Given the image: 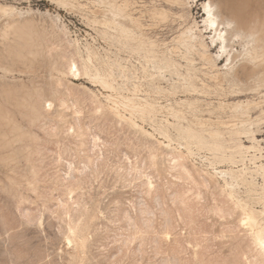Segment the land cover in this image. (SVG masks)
I'll list each match as a JSON object with an SVG mask.
<instances>
[{
  "label": "rangeland",
  "instance_id": "rangeland-1",
  "mask_svg": "<svg viewBox=\"0 0 264 264\" xmlns=\"http://www.w3.org/2000/svg\"><path fill=\"white\" fill-rule=\"evenodd\" d=\"M189 1L192 17L160 22L151 14L158 0H134L146 24L141 45L109 25L99 0H0V29L33 22L47 55L31 70L20 68L0 31V115L11 114L26 131L0 150V158L26 153L0 160V264H264L223 182L178 131L212 110L229 118L231 104L257 106L252 124L240 125L257 141L240 134L228 144L237 163L218 168L260 183L264 87L232 97L224 82V93L215 78L228 73L229 62L220 57L212 67L178 43L194 17L203 26L205 0ZM251 3L264 16V0ZM200 29L213 56L221 55L213 34ZM39 91L49 102L32 124L13 97L32 93L39 101ZM176 156L184 168L174 165Z\"/></svg>",
  "mask_w": 264,
  "mask_h": 264
},
{
  "label": "bare ground",
  "instance_id": "bare-ground-1",
  "mask_svg": "<svg viewBox=\"0 0 264 264\" xmlns=\"http://www.w3.org/2000/svg\"><path fill=\"white\" fill-rule=\"evenodd\" d=\"M100 1L103 5L105 3L108 6L104 5V7L106 6L108 8H105L107 12L106 10L102 11L108 14L107 22L112 28H116L128 39L134 38L141 41V45L146 44L142 40V37L146 35L144 34L143 36V28L146 24H143L141 18L134 14V0ZM194 1L196 3L202 0ZM158 2L160 3V7L154 8L151 14L154 18H158L160 22H167L171 18L183 21L186 17H192L193 6H190L189 0H158ZM251 2L252 0H238L237 2L232 0H205L201 4V10L203 11L202 17L204 18L203 26H200L194 17L192 23L188 24L185 27L187 29L178 35L176 39L189 52H197L201 59L212 67H218L222 63H219L220 57L223 61L227 60L229 62L226 66L228 73L223 77L215 78V83L218 88L221 86L220 89L225 93L226 89L224 90L223 84L226 82L229 86L228 92L232 97H242L250 94V92H258L264 87V16L252 12L250 9ZM12 15L15 14L13 13ZM5 25V28L0 29V31L4 29L1 31V38L5 43H8V57L13 59L14 64H19L20 68L23 67L25 70H31L39 61L44 62L47 60L45 53L46 44L44 43L43 35H40V31H38L39 33L36 31L33 22L26 21ZM200 28H205L206 31L213 34L210 41L213 46L220 47L221 55L217 54V57L213 56L212 49L209 48L210 44H207L204 38L205 34L203 35L202 29ZM12 34H14L13 43L11 42ZM237 45H242L244 51H236ZM241 56H243V60L237 65V60ZM45 94L46 92L41 94L39 91L37 94L39 95V101L35 100L32 93H26L24 94L25 96L21 97H13L14 104L23 110L29 123H37L43 116L40 109L44 103L49 102L46 101L48 99H45ZM48 106L51 108V104ZM229 106L233 112L229 118L215 114L212 110L213 112H209L210 114L208 116H195L192 119H186V125L178 127L180 133L179 139L184 141L189 153H193L194 151L204 153V158L214 170L216 182L218 184L221 181L223 182V187L228 194V198L240 211V222L242 226L250 237H252L261 256L264 257V164L258 166V170L256 171L257 176L260 177V183H256L253 177L249 180L246 175H240V173L238 174L233 169L219 170L218 168V166L225 165L226 163L231 165L237 163L233 151L231 153L229 152L231 147L228 144L235 142L240 134L246 133V135H252L253 140H256L254 132L240 129V125L252 124V119L249 114L257 106L255 107L250 102H238ZM221 109L224 110V107H221ZM177 117L180 118L179 115ZM224 128H229V130L224 132ZM25 134V129L17 123L11 114L5 113L0 115V150L21 141ZM161 134L166 138H170L165 132ZM238 148L243 149L240 145ZM24 153L25 151L22 149H14L10 153L8 152L6 156L1 157L0 160L9 162V160L14 159L17 155H24ZM180 159V156L174 157V165L184 168L185 166L181 163ZM239 186H244L248 194L252 195L253 193L257 197L249 196L247 199H243L236 190Z\"/></svg>",
  "mask_w": 264,
  "mask_h": 264
}]
</instances>
